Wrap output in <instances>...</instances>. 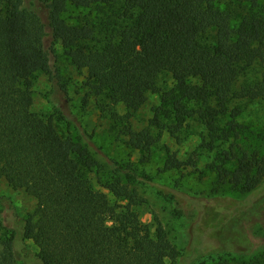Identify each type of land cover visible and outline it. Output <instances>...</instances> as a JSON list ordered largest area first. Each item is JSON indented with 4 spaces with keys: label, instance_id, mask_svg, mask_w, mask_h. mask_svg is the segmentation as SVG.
<instances>
[{
    "label": "trees",
    "instance_id": "trees-1",
    "mask_svg": "<svg viewBox=\"0 0 264 264\" xmlns=\"http://www.w3.org/2000/svg\"><path fill=\"white\" fill-rule=\"evenodd\" d=\"M44 2L46 22L23 0H0V178L36 201L34 213L0 224V264H180L183 256L160 220L141 221L135 208L146 199L124 189L127 203L112 204L93 184L96 174L104 185V169L89 147L66 134L55 115L33 110L38 77L53 76L48 32L54 45L66 41L77 70L87 74L86 100L123 127L133 149L150 154L163 139L162 131L129 126L149 94L161 96L153 124L178 142L190 122L203 127L199 149L214 155L215 190L229 186L248 199L195 223V209L180 205L177 212L194 223L192 264L213 255L220 258L202 264H232L222 255L245 246L242 224L264 205V156L246 144L249 128L241 122L244 103L264 102V0ZM165 76L172 83L163 90ZM164 149L165 170L178 169L176 155ZM210 234L218 247L207 244ZM27 241L37 253L27 251Z\"/></svg>",
    "mask_w": 264,
    "mask_h": 264
},
{
    "label": "rangeland",
    "instance_id": "rangeland-1",
    "mask_svg": "<svg viewBox=\"0 0 264 264\" xmlns=\"http://www.w3.org/2000/svg\"><path fill=\"white\" fill-rule=\"evenodd\" d=\"M23 2L26 9L36 12L44 22L47 21L44 0ZM46 45L51 51L53 76L38 77L34 87L33 110L40 114L55 115L60 128L66 134L89 147L104 169L102 183L105 186L100 185L96 174L91 176L93 184L108 196L112 204L127 203L124 189L135 190L140 197L146 199V203L135 208L141 221L154 226L156 221L160 220L171 241L182 251L180 264H192L189 256L190 242L195 236L192 229L196 220L206 216L211 209L228 211L229 206L247 202L248 199L241 190L229 186L215 190V175L209 170L214 155L202 154L199 149L203 127L196 122H190V130L182 132L181 141L178 142L167 130L163 131V128H157L153 124L155 109L161 105V96L149 94L146 105L131 118L129 126L135 132L148 130L154 135L162 131L163 139L150 154L133 149L128 145V137L124 135L123 127L116 125L107 113H103L93 98L89 96L86 100L87 74L77 70L74 64L76 57L68 52L66 41L62 40L54 45L48 32ZM52 45L56 49L55 53L50 48ZM254 74L257 73L251 72L248 77L252 79ZM171 83L169 76L163 77L160 80V89H166ZM244 107L246 110L241 122L249 128L246 144L264 156V140L258 136L259 133L264 135V102L244 103ZM118 111L122 116L126 114L124 107ZM164 147L176 155L178 169L165 170L167 154ZM107 186L108 188H105ZM215 195L224 197L214 199ZM180 205H184L186 210L195 209L198 212L194 223L185 213L177 212ZM35 209L36 201L33 198L22 190H13L0 178V224L9 226L14 213L25 217L34 213ZM209 220L208 217L205 218L206 225ZM201 226L205 227L204 224ZM242 226L249 236L245 246L239 248L231 245L232 248L228 250L233 254L222 255L221 259H227L232 264L264 259V205L258 218L245 220ZM7 232V229H4L2 235L5 237ZM206 241L207 244L218 247L211 234L206 237ZM26 248L32 254L38 252L31 241L26 242ZM217 258L220 256H202L200 262L193 264L211 263Z\"/></svg>",
    "mask_w": 264,
    "mask_h": 264
}]
</instances>
